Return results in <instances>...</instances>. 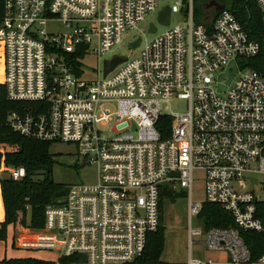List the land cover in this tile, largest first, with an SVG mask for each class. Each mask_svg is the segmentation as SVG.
Here are the masks:
<instances>
[{"label":"built area","instance_id":"1","mask_svg":"<svg viewBox=\"0 0 264 264\" xmlns=\"http://www.w3.org/2000/svg\"><path fill=\"white\" fill-rule=\"evenodd\" d=\"M254 1L264 29V0ZM159 2L0 0L1 83L8 101L26 104L9 113L10 128L27 139L72 144L83 165L97 168L95 184L70 185L64 199L45 207L43 227L28 229L18 249L53 253L50 264H144L167 185L187 191L189 251L181 263L156 264H211L192 256L193 239L224 253L225 264L264 263V255L251 260L242 237L262 229L256 206L264 199V77L239 64L260 46L230 10L197 25L194 0H173L170 16L181 13L183 23L152 40L140 32L130 41L140 38L135 57L105 77L104 60L95 80L82 77L87 54L99 59L127 31H139ZM52 24L59 29L49 30ZM231 62L237 72L226 84L220 76ZM173 99L186 102L185 112L163 111ZM162 116L170 118L165 139L156 128ZM195 171L203 174V203L226 212L232 227L205 228L199 220L203 203L191 200ZM8 176L19 181L25 171Z\"/></svg>","mask_w":264,"mask_h":264},{"label":"trees","instance_id":"2","mask_svg":"<svg viewBox=\"0 0 264 264\" xmlns=\"http://www.w3.org/2000/svg\"><path fill=\"white\" fill-rule=\"evenodd\" d=\"M214 1L223 5L234 15L235 19L248 32L250 37L259 43L257 55L243 60L239 67L250 68L264 77V29L261 25V13L254 0H194L193 22L197 25H208L218 14L214 8L206 6ZM2 5L0 3V16ZM1 80V76H0ZM26 104L10 102L5 95L4 86L0 85V194L4 209V220L0 227V239L5 238V229L12 225L14 229H40L44 225V210L49 204L61 201L68 192L69 185L57 184L52 180L55 164L49 152L52 143L27 139L15 133L8 124V115L12 111H22ZM39 104H30L37 107ZM156 128L165 139L170 128V118L162 116ZM23 168L25 176L19 181L8 175L13 169ZM184 196L167 185L163 186L159 201V225L156 232L150 234L139 263L156 264L160 262L163 248V211L164 203H174ZM256 216L261 222L259 232L243 233L242 237L250 251L251 260L257 261L264 255V199L256 206ZM199 220L205 228H230L231 217L218 206L203 203ZM1 264H50L36 258H10Z\"/></svg>","mask_w":264,"mask_h":264},{"label":"rangeland","instance_id":"3","mask_svg":"<svg viewBox=\"0 0 264 264\" xmlns=\"http://www.w3.org/2000/svg\"><path fill=\"white\" fill-rule=\"evenodd\" d=\"M173 0H160L157 11L147 15L143 22L138 25V30L127 31L122 37L121 41L116 44L111 50L107 51L99 59L92 53L87 54L84 59L81 60L80 66L82 71V77L86 80H95L97 78V69L102 70V62L110 59L113 56L122 58L135 57L139 49L131 51L128 49V43L135 37L143 32L145 38L148 40L154 39L159 34L163 33L171 26L178 25L184 22V18L181 13H174L171 15L170 25L162 26L158 23L157 12L163 6L172 5ZM150 24H154L157 28L156 33H148V27ZM49 30L57 31L59 29L57 24L48 25ZM144 40V39H143ZM1 69V67H0ZM0 80V85H1ZM186 110V102L179 99H173L169 104L163 106L164 112H171L173 114L183 113ZM49 152L53 155L55 164L52 170V180L57 184L65 185H93L97 180V168L94 165H83L82 160L78 158L76 148L72 144L66 143H52L49 147ZM5 175L0 173V179H3ZM193 185L191 190V200L193 203H203L204 196V183L203 174L200 171H195L193 174ZM249 186L250 183H247ZM251 189V187H249ZM184 193V196L178 198L174 203H164L163 211V248L160 255V261L181 263L185 261L188 251V194L186 190H180ZM256 195L260 196L257 191ZM263 198V197H261ZM193 228H200L201 224L197 218L191 220ZM200 239H193L191 251L192 256L204 261H208L211 264H224L226 261V255L221 252H210L201 248L197 242ZM35 253V256L45 259L46 261L53 260L54 254L47 251H31ZM264 264V263H262Z\"/></svg>","mask_w":264,"mask_h":264},{"label":"water","instance_id":"4","mask_svg":"<svg viewBox=\"0 0 264 264\" xmlns=\"http://www.w3.org/2000/svg\"><path fill=\"white\" fill-rule=\"evenodd\" d=\"M209 8H214L216 11H222L224 10L223 5H219L214 1H211L207 6L206 9ZM170 8L168 6L163 7L161 11L158 13L157 20L158 23L162 26H169L170 25ZM156 32V27L155 25L151 24L148 27V33H155ZM140 44V38H136L135 41L129 42L128 43V49L131 51H134L138 48ZM125 61V58H121L118 56H114L108 60H105L103 62V77H105L109 72L113 71L119 64L123 63ZM231 70V72H229ZM237 72V67L235 66L234 62H231L230 65L228 66V70L226 71L225 74L220 76V79L222 77H225L227 79L226 84H229L230 81L232 80L233 76ZM224 89L223 86H219V90L222 91ZM170 177H177V174L171 173L169 175ZM255 182V180H254Z\"/></svg>","mask_w":264,"mask_h":264},{"label":"crops","instance_id":"5","mask_svg":"<svg viewBox=\"0 0 264 264\" xmlns=\"http://www.w3.org/2000/svg\"><path fill=\"white\" fill-rule=\"evenodd\" d=\"M3 220H4V209L0 194V227ZM30 236H31V231H29L28 229H14L12 225H8L5 229V236H4L5 238L0 239V264L2 260L10 259V258L30 257V258H36L46 261L43 258L35 256V253L31 252L30 250L24 251L18 249V245L23 240H26V238H29Z\"/></svg>","mask_w":264,"mask_h":264}]
</instances>
